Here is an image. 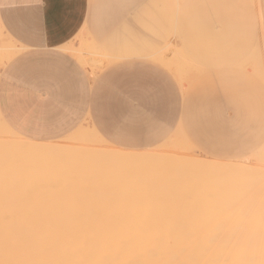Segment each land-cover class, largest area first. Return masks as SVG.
Instances as JSON below:
<instances>
[{
    "label": "rangeland",
    "instance_id": "374dc122",
    "mask_svg": "<svg viewBox=\"0 0 264 264\" xmlns=\"http://www.w3.org/2000/svg\"><path fill=\"white\" fill-rule=\"evenodd\" d=\"M10 38L0 29V70L25 52ZM262 39V0H86L71 37L25 60L34 111H0V209L248 242L264 224V65L250 57ZM229 69L244 76L247 119ZM13 140L41 148L12 150Z\"/></svg>",
    "mask_w": 264,
    "mask_h": 264
},
{
    "label": "bare ground",
    "instance_id": "6f19581e",
    "mask_svg": "<svg viewBox=\"0 0 264 264\" xmlns=\"http://www.w3.org/2000/svg\"><path fill=\"white\" fill-rule=\"evenodd\" d=\"M76 55L77 54H75V56ZM263 55H264V41L262 39L260 46H254L250 57H254L253 60L254 61L257 60L258 65L260 62L264 65V58L263 57L261 58V56ZM77 58L80 59L79 56H77ZM25 141L23 140L14 141L15 145L14 143L13 144L11 143L12 144L11 149L13 147L17 149V147L15 146H19L21 151L22 150L24 151V148L25 149L27 148V150H25L26 152L27 151L37 152L39 151V148H41L38 143L30 144L29 141H27L28 143ZM17 143L19 145H16ZM16 151H19V150H16ZM128 161L129 160L124 161L125 166H129V164H127ZM214 163H210L208 167L210 166V168H213L216 170L217 166H215L216 163L215 164ZM9 174H11L10 171H9ZM235 183L236 182H234V184ZM232 187L234 186H231V188ZM160 192L161 191H159V193ZM171 194L167 196L170 197L172 196ZM108 197L110 198V196ZM160 197L162 198V196ZM174 197L175 196H173V198ZM55 198L59 199L58 195L57 197L55 196ZM109 198H106V199L110 200L111 198L110 199ZM173 198L171 197L170 199H173ZM56 199H54L55 202H56ZM156 200L159 202L158 199ZM58 201L56 202L57 204H59ZM79 201L76 200L77 203ZM174 201L175 199L173 200V202ZM151 202L152 201L150 200L149 203ZM211 202H215V201L212 200ZM53 204L51 205L52 208L55 205ZM98 204H100V202L97 203V205ZM158 204L162 205L160 204V202ZM171 204L174 206L173 203H169V205ZM169 205L168 207L166 205L167 210H169ZM58 206H56V208ZM154 206L156 205L154 204ZM173 206H170V207H173ZM75 207L77 208V206ZM149 207L150 209L154 208L153 205L148 206V208ZM233 207H235V205ZM45 209H46V206H45ZM165 209L166 208H164L163 210ZM77 210H80V209H77ZM48 211H51V210H48ZM81 212H79V214L68 213V212L66 214H57V212H55L56 214L53 216V214L52 215L47 214V213L41 212L34 208H29L28 210L27 209L21 210V208L18 210L8 209V208L0 209V264H264V224L263 226L256 225L255 228L252 229L253 231V233H251L252 237L251 239L248 240V242L246 243L229 242L227 244V243L210 242L209 240L205 241L206 238L204 240V236L202 235L205 234L207 231L205 233L202 232L203 233V234L201 233L202 235L198 233L200 230L201 231L203 230L202 228L199 231L197 230L198 231L197 234L198 235L200 234L201 237H203L202 240H204V242H202V240L194 241L192 239V234L194 230L191 231V228H184L181 230L180 228H176V227L169 228L168 226L155 228V226L157 225H155L154 228L153 227L145 228V226L142 228H139V226L131 227L132 225L131 226L127 225V226H130L129 228H125L124 226L115 227L113 226V223H112L113 220L101 219V218H100L101 219L100 222L99 220H97L98 221L97 223L95 220L96 223L94 224V223H89L88 221H85L86 218L85 217H83L85 219L82 218L83 215L82 216L80 215ZM109 213H110V216L111 215L113 216L111 212ZM151 213L152 212H150L149 214ZM255 213L257 214L258 212L255 211ZM98 214L96 216H98ZM104 214L106 213H102L101 215H104ZM104 217H107V216H104ZM251 217H252V214H251ZM111 219L113 218L111 217ZM138 219H141V218H138ZM251 221L253 222L252 219ZM141 223H143V221H141ZM154 223L156 222L154 221ZM203 228L207 229L208 227L204 226ZM212 237L214 238V235Z\"/></svg>",
    "mask_w": 264,
    "mask_h": 264
},
{
    "label": "crops",
    "instance_id": "0c3cea01",
    "mask_svg": "<svg viewBox=\"0 0 264 264\" xmlns=\"http://www.w3.org/2000/svg\"><path fill=\"white\" fill-rule=\"evenodd\" d=\"M85 14L86 0H0V26L4 31L0 29L6 38L11 37L25 51L23 56L0 70V111L4 116L17 118L27 107L26 110H30L32 104L26 97L38 93L32 85L34 82L37 86L36 74L23 76L25 60L41 53H51L48 51L56 49L80 28ZM16 53H7V59ZM22 78L25 80L23 84ZM225 80L226 84L240 91L245 100L242 107L247 119L250 95L244 91V76L229 69Z\"/></svg>",
    "mask_w": 264,
    "mask_h": 264
}]
</instances>
